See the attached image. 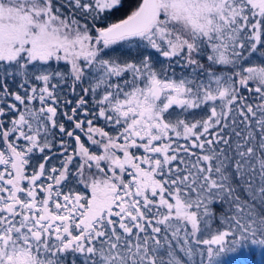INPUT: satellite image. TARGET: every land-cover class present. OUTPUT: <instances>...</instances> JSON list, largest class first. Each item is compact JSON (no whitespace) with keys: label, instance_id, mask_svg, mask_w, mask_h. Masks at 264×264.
<instances>
[{"label":"snow or ice","instance_id":"1","mask_svg":"<svg viewBox=\"0 0 264 264\" xmlns=\"http://www.w3.org/2000/svg\"><path fill=\"white\" fill-rule=\"evenodd\" d=\"M0 0V264L264 253V0Z\"/></svg>","mask_w":264,"mask_h":264},{"label":"trees","instance_id":"2","mask_svg":"<svg viewBox=\"0 0 264 264\" xmlns=\"http://www.w3.org/2000/svg\"><path fill=\"white\" fill-rule=\"evenodd\" d=\"M135 7V0L133 2L126 4V7L120 12H117L113 16V20H118L123 18L128 12ZM226 264H264V253H261L260 250H255L254 252H245L242 254V257H234L229 263Z\"/></svg>","mask_w":264,"mask_h":264},{"label":"rangeland","instance_id":"3","mask_svg":"<svg viewBox=\"0 0 264 264\" xmlns=\"http://www.w3.org/2000/svg\"><path fill=\"white\" fill-rule=\"evenodd\" d=\"M257 250H259V249H257ZM245 252H247V250H245ZM244 253V252H243ZM243 253H237V254H234V255H232V256H230V257H227L226 258V263H229L234 257H242V254Z\"/></svg>","mask_w":264,"mask_h":264}]
</instances>
